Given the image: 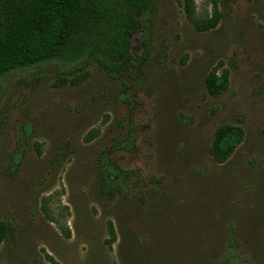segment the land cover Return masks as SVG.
<instances>
[{
	"label": "rangeland",
	"instance_id": "rangeland-1",
	"mask_svg": "<svg viewBox=\"0 0 264 264\" xmlns=\"http://www.w3.org/2000/svg\"><path fill=\"white\" fill-rule=\"evenodd\" d=\"M194 3L198 17L210 14L209 0ZM220 9L218 25L198 31L179 0H152L130 38L138 61L128 72L92 63L78 82L58 84L51 64L6 78L0 221L15 227L0 264H218L231 235L242 264H264V0H220ZM214 68L228 72L217 95L204 85ZM222 124L244 136L217 163L209 146ZM129 128L131 147L116 149ZM102 151L136 171L134 194L101 195Z\"/></svg>",
	"mask_w": 264,
	"mask_h": 264
},
{
	"label": "trees",
	"instance_id": "trees-1",
	"mask_svg": "<svg viewBox=\"0 0 264 264\" xmlns=\"http://www.w3.org/2000/svg\"><path fill=\"white\" fill-rule=\"evenodd\" d=\"M211 12L201 18L195 14L194 0H179L186 19L198 31L215 28L224 17L220 0H209ZM152 0H1L0 1V98L6 78L36 66H58V84L85 74L88 65L95 63L109 74L132 70L137 57L131 52V37L141 29L139 15L148 10ZM207 92L222 93L228 86V72L214 68L204 79ZM29 134L25 130L24 138ZM241 126L222 124L215 128L209 153L217 163L227 161L243 141ZM134 140L129 128L126 138L115 148L131 147ZM65 144L54 154L52 168H58L67 155ZM16 154L12 164L18 163ZM135 179H134V178ZM139 176L136 171L120 169L102 151L97 158V180L104 198L134 194ZM15 224L11 218L0 221V242L7 239ZM114 237V232L110 230ZM218 264L246 263L239 253L233 236L228 238L226 252Z\"/></svg>",
	"mask_w": 264,
	"mask_h": 264
}]
</instances>
